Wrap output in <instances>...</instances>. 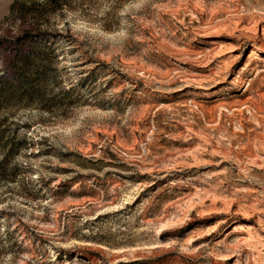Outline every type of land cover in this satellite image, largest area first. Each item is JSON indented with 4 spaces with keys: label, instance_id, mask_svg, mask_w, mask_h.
<instances>
[{
    "label": "rangeland",
    "instance_id": "374dc122",
    "mask_svg": "<svg viewBox=\"0 0 264 264\" xmlns=\"http://www.w3.org/2000/svg\"><path fill=\"white\" fill-rule=\"evenodd\" d=\"M22 27L0 264H264V0H0Z\"/></svg>",
    "mask_w": 264,
    "mask_h": 264
},
{
    "label": "trees",
    "instance_id": "16d2710c",
    "mask_svg": "<svg viewBox=\"0 0 264 264\" xmlns=\"http://www.w3.org/2000/svg\"><path fill=\"white\" fill-rule=\"evenodd\" d=\"M31 28L22 27L20 34L15 38L0 39V48L8 52L11 60L6 64L0 80L8 82L10 80H18L20 82V69H25L29 62L30 54L35 48V40L33 39Z\"/></svg>",
    "mask_w": 264,
    "mask_h": 264
}]
</instances>
